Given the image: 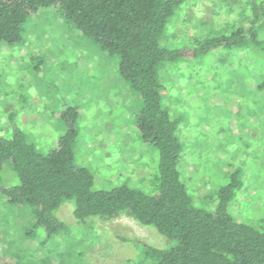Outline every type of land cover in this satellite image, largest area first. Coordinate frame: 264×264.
<instances>
[{
    "label": "rangeland",
    "instance_id": "obj_1",
    "mask_svg": "<svg viewBox=\"0 0 264 264\" xmlns=\"http://www.w3.org/2000/svg\"><path fill=\"white\" fill-rule=\"evenodd\" d=\"M247 1L186 0L168 24L170 41L161 43L184 52L194 39L237 22ZM247 59L239 51L220 48L167 65L161 79L167 87L164 105L173 118L182 120L183 170L196 204L239 168L244 184L233 212L257 223L264 218V93L256 90L254 74H262L264 67ZM141 103L119 73V57L101 51L53 10L32 15L22 41L0 49V134L12 131L9 116L14 115L27 140L45 152L74 129L76 164L90 168L98 189L125 184L153 191L157 152L136 128ZM0 178L5 186L19 182L10 164ZM214 203L204 207L213 209ZM73 209L74 203L66 201L58 211L70 226V240L62 243L74 252L70 264H130L138 258L139 244H175L127 214L79 222ZM19 223L11 215L3 221L1 227L8 232L3 246L12 243L29 256L33 244L22 237ZM40 247L36 249L47 251Z\"/></svg>",
    "mask_w": 264,
    "mask_h": 264
},
{
    "label": "trees",
    "instance_id": "obj_2",
    "mask_svg": "<svg viewBox=\"0 0 264 264\" xmlns=\"http://www.w3.org/2000/svg\"><path fill=\"white\" fill-rule=\"evenodd\" d=\"M185 1L0 0V49L20 43L27 20L47 9L58 12L104 53L118 56L121 77L142 102L135 114L136 128L157 152L151 193L125 184L98 189L90 168L76 164L74 129L42 152L10 115L12 131L0 134V172L10 164L19 182L0 183V264H70L74 252L62 246L70 240V226L58 215L66 201L74 203L73 214L79 222L127 214L175 243H138V258L130 264H264V218L253 223L233 212L244 184L242 169L231 171L227 183L196 204L183 170L182 120L173 118L164 105L167 87L161 79V69L167 65L189 62L220 48L239 51L250 58L248 62L264 67V0H248L237 22L214 27L204 39H194L193 47L184 46L183 52L161 42L170 41L168 24ZM254 76L256 90L264 93V72ZM209 201L216 202L213 209L204 207ZM10 215L20 221L22 237L33 244L29 256L12 243L3 246L8 232L1 225ZM36 246L47 251L40 252Z\"/></svg>",
    "mask_w": 264,
    "mask_h": 264
}]
</instances>
